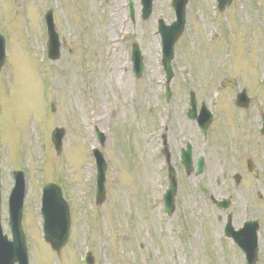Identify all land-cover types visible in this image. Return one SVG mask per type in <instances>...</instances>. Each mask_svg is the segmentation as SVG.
I'll list each match as a JSON object with an SVG mask.
<instances>
[{"label":"rangeland","instance_id":"374dc122","mask_svg":"<svg viewBox=\"0 0 264 264\" xmlns=\"http://www.w3.org/2000/svg\"><path fill=\"white\" fill-rule=\"evenodd\" d=\"M170 3L152 0L143 20L140 0H0L1 227L10 238L7 198L12 171L22 170L28 264H84L86 251L94 264H246L224 235L227 213L234 229L258 222L255 264H264V0H232L220 12L216 0H188L166 100L157 21L175 19ZM49 8L60 43L56 61L47 55L42 16ZM132 44L144 65L138 78ZM241 89L245 109L233 101ZM190 91L197 109L204 103L212 115L206 136L186 114ZM57 126L65 131L59 152L50 140ZM187 143L193 165L204 159L202 174L181 166ZM92 148L106 161L99 205ZM168 165L178 184L171 215L161 198ZM47 182L61 187L70 207L69 239L58 253L41 235Z\"/></svg>","mask_w":264,"mask_h":264},{"label":"water","instance_id":"95a60500","mask_svg":"<svg viewBox=\"0 0 264 264\" xmlns=\"http://www.w3.org/2000/svg\"><path fill=\"white\" fill-rule=\"evenodd\" d=\"M142 2V17L147 18L151 13V3L152 0H141ZM231 0H219V8L223 10L225 6L229 5ZM187 0H172V5L176 13V20L173 21L169 26L163 24L159 21V30L162 38V62L166 72V84L169 83L172 78V69L170 63L173 58V47L174 41L181 34L184 24H185V6ZM52 14L49 11L46 15V22L49 30V57L52 60L59 57V47L60 43L58 37L53 27ZM3 36L0 35V68L4 62V40ZM133 69L137 77L140 76L143 70V65L141 62V56L139 54L138 47L134 45L133 47ZM168 92V91H167ZM168 95V94H167ZM236 104L241 106H247L248 98L246 97L245 91H241L237 94ZM194 95H190L191 109L188 111L190 118H196L200 128L203 133L210 122L212 121V116L206 110L204 105L201 107L199 115H196V105H195ZM263 128L264 132V117H263ZM64 131L62 129L56 128L52 133V140L55 144L56 150L60 149L61 140ZM100 137V135H99ZM101 138V137H100ZM187 145V144H186ZM181 162L183 163L187 173L192 171V161H191V147L186 146V149H181ZM95 158L97 160V203H101L104 200V171L105 162L102 155L96 151ZM203 159L199 158L197 161L196 173H202L203 170ZM174 170L169 168V188L165 196V208L169 214L173 213L174 210V195L176 192V180L174 175ZM15 185L9 194V226L11 227L12 241H9L5 235L2 233L0 226V264H28L27 260V249L25 236L21 227L22 218V203L25 195V181L23 174L21 172L14 173ZM238 176L236 179L238 180ZM42 207L41 214L43 216V235L44 239L49 243L51 248L58 251L61 247L65 245L69 236L70 218L69 209L67 202L63 199L60 188L55 184H47L42 190ZM220 206L226 207L228 204L226 201L217 203ZM226 226V234L234 239V241L241 247V249L246 254L247 264H255L257 256V229L258 225L255 221L244 223L243 227L238 231L235 230L230 225V218H228V223ZM88 264H92L93 260L91 255L87 258Z\"/></svg>","mask_w":264,"mask_h":264}]
</instances>
